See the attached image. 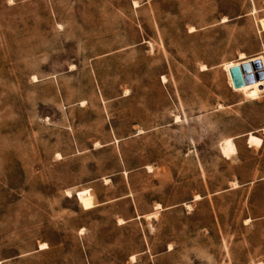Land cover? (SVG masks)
I'll return each mask as SVG.
<instances>
[{
	"label": "rangeland",
	"instance_id": "obj_1",
	"mask_svg": "<svg viewBox=\"0 0 264 264\" xmlns=\"http://www.w3.org/2000/svg\"><path fill=\"white\" fill-rule=\"evenodd\" d=\"M257 58L264 0H0V264H264Z\"/></svg>",
	"mask_w": 264,
	"mask_h": 264
},
{
	"label": "bare ground",
	"instance_id": "obj_2",
	"mask_svg": "<svg viewBox=\"0 0 264 264\" xmlns=\"http://www.w3.org/2000/svg\"><path fill=\"white\" fill-rule=\"evenodd\" d=\"M135 4L137 6V3H135ZM226 21L227 20L224 19V22H226ZM257 59L263 61L262 58H257ZM252 60H256V59H250V60H246V61H252ZM238 65H240V63ZM235 66H237V65L229 64L226 67V70L228 72L229 82H230V85L233 88H234V86H233V82H232V78H231V74H230V69L232 67H235ZM263 87H264V81H260V82L254 83L252 85H246V86H244L243 88H240V89H235L234 88V90H235V92L244 93V94H247V95L253 97V96H256L258 93L263 92L262 91ZM248 142H249V145L252 146V147L253 146L261 147L263 145V143H264V141L261 138L256 137L253 134L249 135ZM221 149H222L223 154L226 157H228V158H231L232 156H235L237 154V147H236V145H235V143H234V141L232 139L224 140V142H223V144L221 146Z\"/></svg>",
	"mask_w": 264,
	"mask_h": 264
},
{
	"label": "water",
	"instance_id": "obj_3",
	"mask_svg": "<svg viewBox=\"0 0 264 264\" xmlns=\"http://www.w3.org/2000/svg\"><path fill=\"white\" fill-rule=\"evenodd\" d=\"M230 74L235 89L243 88L246 85H252L256 82L264 81L263 61L256 59L244 61L230 69Z\"/></svg>",
	"mask_w": 264,
	"mask_h": 264
}]
</instances>
